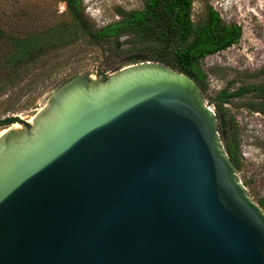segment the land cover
<instances>
[{"label": "water", "instance_id": "95a60500", "mask_svg": "<svg viewBox=\"0 0 264 264\" xmlns=\"http://www.w3.org/2000/svg\"><path fill=\"white\" fill-rule=\"evenodd\" d=\"M1 130L0 264H264V211L191 77L79 74Z\"/></svg>", "mask_w": 264, "mask_h": 264}, {"label": "rangeland", "instance_id": "374dc122", "mask_svg": "<svg viewBox=\"0 0 264 264\" xmlns=\"http://www.w3.org/2000/svg\"><path fill=\"white\" fill-rule=\"evenodd\" d=\"M193 19L204 15L206 5L219 13L226 24L242 29L240 41L202 61L207 75L203 98L224 122L220 137L225 147L235 140V158L240 164L238 176L259 205L264 199V115L243 107L254 102L249 94L231 99L219 112V93L238 87L264 84V0H192ZM84 15L101 28L117 19L116 8L140 10L143 0H83ZM65 6L56 0H0V31L6 35L26 37L69 21ZM131 39L124 37L117 44L95 45L80 39L62 48L48 51L34 61L22 65H6L14 52L10 42L0 40V119L39 111L48 97L64 82L79 74L106 78L130 65ZM232 84L231 86H229ZM264 211V206L261 207Z\"/></svg>", "mask_w": 264, "mask_h": 264}, {"label": "trees", "instance_id": "16d2710c", "mask_svg": "<svg viewBox=\"0 0 264 264\" xmlns=\"http://www.w3.org/2000/svg\"><path fill=\"white\" fill-rule=\"evenodd\" d=\"M56 2L64 4V12L69 21L26 37L6 35L0 31V40L10 42L14 48V52L5 62L6 65L27 64L48 51L80 39L99 45L101 42L117 44L120 39L127 37L131 39L132 47L129 63L150 61L164 64L191 77L204 95L207 75L202 70V61L236 45L242 36L239 25L226 24L219 13L208 4L203 17L194 20L192 0H143V8L140 10L126 11L116 8L117 19L101 28H95L85 17L83 0ZM262 74L263 71L254 77ZM249 94L253 95L255 101L244 104L243 107L264 115V84L238 87L232 93H228V88L222 90L215 109L219 112L222 105L230 103L231 99H241ZM216 116L220 133L224 122L220 115ZM235 148L234 138L228 139L225 150L239 171L240 164L235 158ZM259 206H264V199Z\"/></svg>", "mask_w": 264, "mask_h": 264}, {"label": "bare ground", "instance_id": "6f19581e", "mask_svg": "<svg viewBox=\"0 0 264 264\" xmlns=\"http://www.w3.org/2000/svg\"><path fill=\"white\" fill-rule=\"evenodd\" d=\"M18 127H19L18 124H14L13 126H11L10 129H16V128H18ZM5 132H6V130H1V131H0V136L3 135Z\"/></svg>", "mask_w": 264, "mask_h": 264}, {"label": "built area", "instance_id": "2783aa9c", "mask_svg": "<svg viewBox=\"0 0 264 264\" xmlns=\"http://www.w3.org/2000/svg\"><path fill=\"white\" fill-rule=\"evenodd\" d=\"M212 110V109H211Z\"/></svg>", "mask_w": 264, "mask_h": 264}]
</instances>
